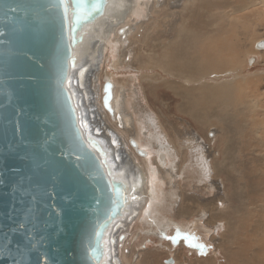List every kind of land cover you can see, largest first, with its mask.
Returning <instances> with one entry per match:
<instances>
[{
    "label": "rangeland",
    "instance_id": "obj_1",
    "mask_svg": "<svg viewBox=\"0 0 264 264\" xmlns=\"http://www.w3.org/2000/svg\"><path fill=\"white\" fill-rule=\"evenodd\" d=\"M250 1L179 0L174 7L170 0L163 1L161 6L153 7L151 4L149 18L143 14L134 20L136 28L129 37L131 53L126 58L127 63H117L115 68L111 58L105 63L103 72L110 74L117 86L126 91L128 111L134 115L138 136L151 144L144 133L151 136L156 132L170 149V165L174 166L173 175L177 176L171 179L169 174H160L163 191H166L162 214L185 226L195 222L196 233H181L194 236L207 246L201 253L182 239L178 244L166 239L176 235L172 228L167 230L164 238L159 239L155 231L150 233L143 224L138 223L142 226L138 227L133 223L123 232L126 230L130 238L138 227L139 237L134 245L128 247V252L119 249L128 264L131 254L137 252L136 247L142 244L145 248L139 264H167V257H173V264H200L202 261L211 264V259L215 264H264V207H257L259 202L264 204V49L257 50L254 45L264 41V8L251 5ZM233 9L237 11L233 12ZM141 26L144 29L138 33ZM140 49L152 56L164 55L170 64L174 62L172 71L163 73L151 65L139 70L136 58ZM119 53H115L117 58ZM176 64L183 65L181 73L185 75L189 72L188 77L190 69H197L198 78H201L186 82L185 78L174 75ZM158 74L165 81L147 89L141 77ZM223 82H226L227 90L219 89ZM252 110L254 113H251ZM208 131H217L216 141L210 142L205 138ZM255 131L259 132L261 139L253 136ZM83 132H87L86 128ZM119 135L124 136L123 133ZM225 141L238 147L235 163L229 161L234 163L235 169L229 172L232 175L230 178L212 168V162L221 164ZM185 142L192 144L191 151L183 147ZM259 142L262 147L254 144ZM197 144L202 146L203 151L198 149ZM150 147L153 150V146ZM208 151L211 155L206 154ZM199 153L207 158L205 164L211 171L210 181H200V168L195 165ZM256 154L261 161L259 170H244V164L246 168L255 166L253 159ZM154 159L150 157L153 165ZM169 183H176L173 191L181 196L178 209L176 206L173 210L167 204ZM209 183L211 188H208ZM231 185H240L238 191L244 199L238 203L231 198ZM233 205L236 209L231 208L234 212H230L235 235L224 242L225 249L234 248L228 260L218 245L219 240L215 244L209 240L210 237L206 238V230H211L213 240L220 237L224 226L228 228L224 222L229 220L220 211ZM230 233L227 230V234ZM229 240L234 243L228 244Z\"/></svg>",
    "mask_w": 264,
    "mask_h": 264
},
{
    "label": "water",
    "instance_id": "obj_2",
    "mask_svg": "<svg viewBox=\"0 0 264 264\" xmlns=\"http://www.w3.org/2000/svg\"><path fill=\"white\" fill-rule=\"evenodd\" d=\"M54 2L0 0V242L10 241L0 264H109L108 246L110 263L119 264L115 246L125 236L114 233L122 230L127 183L113 174L100 140L84 134L69 75L85 28L103 17L108 0L98 11L97 0H81L79 24L69 0L67 28ZM255 46L264 49V41ZM21 49L26 55H17ZM87 71L78 66V84ZM103 80L101 103L112 119L113 86ZM81 152L87 158L78 161ZM108 180L119 189L115 204L105 200Z\"/></svg>",
    "mask_w": 264,
    "mask_h": 264
},
{
    "label": "bare ground",
    "instance_id": "obj_3",
    "mask_svg": "<svg viewBox=\"0 0 264 264\" xmlns=\"http://www.w3.org/2000/svg\"><path fill=\"white\" fill-rule=\"evenodd\" d=\"M163 1L165 0H108L107 9L103 17L98 21H96L93 25H89L85 28L84 40L79 45V47L74 51V54L76 55L77 58V68H74L69 73L71 79V89H70L71 93L75 97L76 101L79 102L80 104L77 106L80 123L81 124L82 122L86 123L88 125V127L86 128L87 132L91 134V136L95 135V137L100 140L102 145L107 150L109 154V163L113 167L112 169L114 170L113 174L115 175V177L120 180H125L127 183L128 202H127L126 210L123 215V220H121L123 223L121 228L122 230L114 233L116 234V238H118L120 234H124L125 236V238L121 242L117 241L115 246V251L119 264H128L126 263L124 257L121 256V252L119 251V249H125L128 252L129 251L128 247L134 245V241L140 235V229H138V227H142L138 225V223L143 224L145 227H148L147 231H151L150 233L154 231L158 233L159 239L164 238V235L166 234L169 228H172L175 231L179 229L180 232H190L191 234L196 233L195 228L197 227V225L195 224V222L192 223L191 225L187 224L188 226L187 225L185 226L182 225L181 223H177L178 220L177 222H175L174 219L166 217L165 215L162 214L161 212L162 204L166 202L164 198L166 191L165 192L163 191L164 183H163V178L160 176V174L162 173L164 175L169 174L171 176L170 177L171 179H175L177 176L176 174L173 175L175 168L174 166L170 165L171 163L170 162L171 158L169 155L170 149L166 144H163V141L161 140L160 136L154 131L152 135L150 134L151 136L147 135L148 133H144V137H146V139H148L151 142V144H148L146 140L138 136L135 120L133 117L134 115L133 113L128 111L129 102L125 89L122 87H118L112 76L110 74L103 72L105 63L107 60L109 61L110 58L111 60H114L112 61V66L114 68L117 63L122 65L127 63L126 58L127 57L129 58V54L131 53V49H129L128 47L129 37L133 35L136 28V24L134 20L139 18V16H142L143 14L148 16V14L152 12L151 4H153V7L158 6L159 4L161 6V3H163ZM170 1L172 6L174 7L176 6L175 3H178L179 0H170ZM250 2L251 5H259L264 8V0H251ZM232 11L236 12L237 9H233ZM149 17L150 16H148V18ZM143 29L144 27L141 26L138 33H141ZM256 44L257 43H255L254 45ZM257 50H262V49H257ZM119 51L120 53L119 55H117L118 56L117 58L115 53L117 54V52ZM176 54L178 55V53ZM136 63L138 65L137 68L139 70L141 69L143 70L147 68V66L151 65L153 69L156 68L163 73L169 74L172 71V66L174 62L170 64L167 61V59L164 57V55L163 57H161V55L152 56L147 53H142V49H140V53L136 58ZM78 66L79 67L86 66L88 69L87 73L85 74L84 81L81 83V85L78 84V80L76 78V72L78 70ZM182 67L183 65L176 64L174 67V75L185 78L186 82H190L189 80H196L198 78L197 69L196 70L195 68H193L192 70L190 69L189 71L191 73L188 77L189 72H187L185 75L181 73ZM104 77H107L113 86L112 98L110 101V105L113 110L112 119L110 118L107 111L102 107V103H101ZM141 78L142 81L145 82L146 84L145 87L147 89L149 87L154 86V84L159 81L162 82L165 81V79L160 74H158V76H144V78L143 77ZM219 89L227 90L226 82H223L220 85ZM247 106L248 105H246V107ZM238 108L239 111L242 112L241 111L242 107L239 106ZM201 113H202V109L200 105L199 114ZM251 113H254L253 110L251 111ZM243 127H246V125H244ZM148 132L151 133V131ZM119 133L120 134L123 133L124 136L119 135ZM253 136L256 139H261L258 131H255L253 133ZM205 138L208 139L210 142L216 141L218 138L217 131L214 132L208 131L206 133ZM129 140L134 141L137 145V148L145 153V156H140L137 153H135L134 149L129 143ZM185 143H183V147L187 151H191L192 144L189 142H187L186 144ZM200 143H202L203 145V142ZM254 144L256 145V147L257 146L262 147L261 142ZM150 146H153V150L150 149L151 148ZM197 146H199L198 149L203 151L201 149L202 147L201 145L197 144ZM222 148L224 149L222 152L223 159H221L220 161L221 164L212 162V165L214 166L212 168L217 173H225L228 176V178H230L232 176L231 174H229L231 169L235 171L234 160H236L235 154H237L238 152V147L235 145L234 147L230 146L229 143L225 141V144ZM195 150L197 151V149ZM206 154L211 155V151L206 152ZM202 155L199 153V155L196 158L195 165L198 168H200V174H199L201 176L200 181L207 182L212 179L211 178L212 176L211 177L209 176V173L211 171L207 168V165L205 164L207 158L203 157ZM150 157L155 158L154 159L155 165L152 164ZM192 158L194 157L192 156ZM231 160H233L234 162L233 164L229 163V161ZM253 163H255V166H251L250 168H246L244 164L243 169L244 170L249 169V171L252 170L254 172L259 170V166H261L260 164L261 161L260 159L257 158V154L254 156ZM141 165H143L144 167L142 168ZM168 165H170L169 168H167ZM233 178L235 177L233 176ZM169 185H168L169 187L168 190L170 192L168 191L169 192L168 197L166 196L169 199V202L167 204L169 208H172L173 210L175 209L176 206H177L176 208L178 209L179 208L178 205H181L180 204L181 196L180 195L178 196V194H176L177 192H174L176 183H174V185L169 183ZM230 187L232 188V193H230L231 198L237 201L235 203H238V201L244 199L241 197V192L238 191L240 185H231ZM208 188H211L210 183L208 185ZM257 207L262 209L264 207V204L262 205V202H259ZM231 208L236 209V207L233 205L232 207H225L220 211L221 214L225 215L229 219L224 222L228 228H225L226 226H224L223 232L220 230L222 232V235L220 237L217 236L218 238H215L213 240L211 230L204 229L206 230V234H207L206 238L210 237L209 240H211L212 242L219 240L218 245H220L219 247L222 249V252L224 253L223 255L228 260H229V255L231 254V251L234 248H229V250L225 249L224 242L226 239H231L235 235L234 234L235 227H232L234 224L232 212L234 211L230 210ZM133 223L135 225L137 224L138 227H136L135 229L136 231L129 238L130 235L127 236L126 230L125 232L123 231L124 229H126V227H129ZM227 230L231 231V233L227 234ZM194 242L206 244L204 241L202 242L199 241L198 239ZM233 243L234 242L229 240L228 244H233ZM215 244L217 243L215 242ZM144 248H145L144 244L136 247L137 252L131 254L129 264H139V260L141 259L142 256V250ZM206 248L207 246H205L204 250H206ZM252 252H254V250ZM107 259H108V263L111 264L110 246H108L107 249ZM166 260H167V264L174 263L173 257L172 258L167 257ZM206 262L207 261L204 262L202 261L200 264H205ZM209 262L211 264H215V261H213L212 259L209 260Z\"/></svg>",
    "mask_w": 264,
    "mask_h": 264
},
{
    "label": "snow or ice",
    "instance_id": "obj_4",
    "mask_svg": "<svg viewBox=\"0 0 264 264\" xmlns=\"http://www.w3.org/2000/svg\"><path fill=\"white\" fill-rule=\"evenodd\" d=\"M68 3L69 0H56V2L53 3L52 8H59L61 10V21L62 24L65 28H67L68 25ZM73 5L76 6L75 8V12H74V18H75V22L76 24L80 23L81 20V15H80V9H79V5L81 3V0H72ZM94 10H99L100 9V3L99 0H97V3L95 5H93ZM47 11H49L51 13L52 9H47ZM18 56H23L26 55V53L23 52V50L21 49L18 53ZM74 63V62H73ZM82 75V73H81ZM81 126L83 128H87L88 125L86 123L81 124ZM77 135L79 136L80 134L77 133ZM79 147V145H77V148ZM87 157L81 152L78 153L76 155V159L79 161L81 159H86ZM33 165L36 168L40 167V163L39 161H33ZM101 175H103V173H101ZM109 176L112 175V173L109 171L108 173ZM108 185H109V191L105 193V200L108 204H115L116 200L115 197L119 194V189L117 188V186L113 183V181L108 180L107 181ZM97 192H101L103 191V189H96ZM19 227H24V225H19ZM94 236L98 237L99 233L95 232L93 233ZM122 239V238H121ZM166 239H169L172 241L173 244H178L180 242V240H184L189 247H194L196 249H198L201 253H203L205 245L202 243H198V242H194L197 240L196 237L191 236L189 234L186 233H181L179 229L176 230V235L174 237H166ZM10 241L6 238L3 242H0V252L2 253H8L10 251V247H9ZM42 264H48L46 259L42 258Z\"/></svg>",
    "mask_w": 264,
    "mask_h": 264
}]
</instances>
